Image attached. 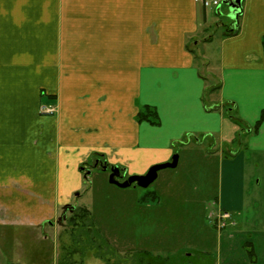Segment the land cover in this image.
Wrapping results in <instances>:
<instances>
[{
	"label": "crops",
	"instance_id": "0c3cea01",
	"mask_svg": "<svg viewBox=\"0 0 264 264\" xmlns=\"http://www.w3.org/2000/svg\"><path fill=\"white\" fill-rule=\"evenodd\" d=\"M242 5L235 21L228 7L214 16L195 0H0V226L48 241L42 229L56 226L90 159L145 174L198 135L218 141L213 212L238 221L214 224L220 245L233 236L225 229L240 226L253 238L243 241L252 264H264V0ZM145 106L158 124L138 120ZM56 241L41 250L21 240L16 254L59 264L65 247ZM234 251L226 246L227 262L245 264ZM85 253L79 264H106Z\"/></svg>",
	"mask_w": 264,
	"mask_h": 264
},
{
	"label": "rangeland",
	"instance_id": "374dc122",
	"mask_svg": "<svg viewBox=\"0 0 264 264\" xmlns=\"http://www.w3.org/2000/svg\"><path fill=\"white\" fill-rule=\"evenodd\" d=\"M209 8L211 14L215 16L216 8ZM222 8L226 11L227 6L223 4ZM222 20L230 22L224 15ZM212 52L216 53L215 48ZM212 64L215 65V62ZM203 66L209 75H206L209 83H213L215 79L211 75L212 71L205 64ZM45 94L46 91L41 90L40 96L45 97ZM195 136L191 138L186 136L174 145L176 151L173 155H179L178 166L162 169L158 178L147 188L139 186L121 188L110 183L111 172L96 167L94 160L90 159L87 165L91 168L89 180L84 178L80 170L82 188L72 192L69 204L89 208L96 218V226L112 245L119 248L122 257L148 251L154 256L160 255L162 259L168 258L164 264H229L224 253L226 246L229 245L235 250L236 261L252 264L248 253L250 246L248 244L245 246V243L252 241L253 238L245 233L240 234V226L225 229L226 233L230 231L233 236L230 239L223 238L220 245L218 231L214 226L216 213L213 212L220 171V162L216 154L218 146L215 147L218 141L213 142L204 136ZM193 146H199L201 152H192ZM225 146L227 148V143ZM125 174L127 177L141 175ZM257 179L258 176L255 177L254 183ZM253 190L254 188L251 193ZM154 191L159 194L157 199L150 198V192ZM146 197L149 198L148 202L143 201ZM65 205L59 209L56 226L45 225L42 229L52 238L48 241L32 242L30 237H27L29 233L25 228L0 226L2 234L0 251L4 254L1 264H29V257L22 258L16 254L15 248L21 240L26 247L33 245L41 250L42 248L49 250L53 249V244L57 246L56 239L59 235V244L65 245L69 241V231H66L63 221L59 222ZM69 214L70 212L67 216ZM233 221L237 225L238 221L236 219ZM42 230L37 229V234H41ZM3 231L7 234L5 237ZM220 246L221 253L218 252ZM46 254L47 252L41 254V258L44 259ZM79 256L78 254L77 257ZM111 261L115 262L114 259Z\"/></svg>",
	"mask_w": 264,
	"mask_h": 264
},
{
	"label": "trees",
	"instance_id": "16d2710c",
	"mask_svg": "<svg viewBox=\"0 0 264 264\" xmlns=\"http://www.w3.org/2000/svg\"><path fill=\"white\" fill-rule=\"evenodd\" d=\"M235 21L233 22L235 26H233L232 29L229 27L230 33L233 34L239 31V25L235 23ZM217 88L218 86H211L208 88V93H212L217 90ZM233 107V101H226L224 104V111L227 115L237 119L233 114ZM212 108H214V106ZM138 120L150 121L154 124L159 123L158 114L155 108L151 106H145L144 110L139 112ZM151 197L157 199L159 194L156 191L150 192V198ZM144 200L148 202L149 198L146 197L143 201ZM95 221L96 218L93 216V212L87 207L76 206V208L70 212L64 222V227L66 231H69L70 237L69 241L64 245L65 250L63 255L59 258V264H79L76 255L79 254L81 257H84L86 254L85 251L88 250H96L97 257L104 259L106 264H164V261H168V258L162 259L160 255L154 256L148 251H142L122 257L119 249L112 245V243L103 236L99 227L96 226ZM112 259H114L115 262L111 261Z\"/></svg>",
	"mask_w": 264,
	"mask_h": 264
},
{
	"label": "water",
	"instance_id": "95a60500",
	"mask_svg": "<svg viewBox=\"0 0 264 264\" xmlns=\"http://www.w3.org/2000/svg\"><path fill=\"white\" fill-rule=\"evenodd\" d=\"M223 3L229 9L228 15L230 18L238 19V17L242 14V11H243L242 0H224ZM178 163H179V155L175 154L172 156V159L170 161L165 162V163H160V164H154L148 169V171L145 174L131 175L124 181H121L118 179V177L121 176V172L123 169L118 165H114V166H110L111 173H110L109 180H110V183L117 185L118 187H121V188H127V187H130L131 185L135 187L139 186L142 188H147L158 178L159 172L162 169L176 168L178 166ZM101 167L104 170L108 169V165L106 163L105 164L102 163ZM90 174H91V170H88L84 174V177L88 178ZM79 195L80 194H77V196ZM74 209H75L74 205L65 206L61 219L63 220L65 218V215L68 210L72 212Z\"/></svg>",
	"mask_w": 264,
	"mask_h": 264
},
{
	"label": "built area",
	"instance_id": "2783aa9c",
	"mask_svg": "<svg viewBox=\"0 0 264 264\" xmlns=\"http://www.w3.org/2000/svg\"><path fill=\"white\" fill-rule=\"evenodd\" d=\"M196 2L202 4L205 7H215L219 6L223 0H195ZM44 111L53 112L54 109L52 107H44ZM232 215L229 211H220L217 214L218 226L220 229L225 228L229 223H233L234 221H230Z\"/></svg>",
	"mask_w": 264,
	"mask_h": 264
},
{
	"label": "flooded vegetation",
	"instance_id": "af4514ba",
	"mask_svg": "<svg viewBox=\"0 0 264 264\" xmlns=\"http://www.w3.org/2000/svg\"><path fill=\"white\" fill-rule=\"evenodd\" d=\"M97 162H98L97 166H99V165L102 166L103 161H99V160H97V161L94 162V165H96ZM101 166H100V167H101ZM100 167H99V168H100ZM88 170H91V168H90V167H85L84 173L87 172ZM127 178H128V177H127L126 174H125V170H122V172H121V176L118 177V179L121 180V181H124V180L127 179Z\"/></svg>",
	"mask_w": 264,
	"mask_h": 264
}]
</instances>
